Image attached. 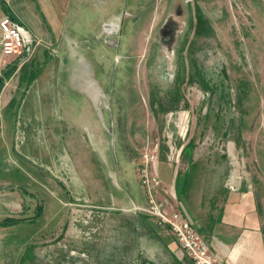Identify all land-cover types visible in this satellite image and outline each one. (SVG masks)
<instances>
[{
	"label": "rangeland",
	"instance_id": "rangeland-1",
	"mask_svg": "<svg viewBox=\"0 0 264 264\" xmlns=\"http://www.w3.org/2000/svg\"><path fill=\"white\" fill-rule=\"evenodd\" d=\"M4 1L17 12L30 0ZM68 1L63 0V10L74 12L75 7L66 6ZM77 1L84 7L76 9L79 18L76 39L86 36L83 30L93 28L84 40L94 49L86 58L89 67L86 72L91 81L88 88H82L71 80L64 65L56 107L63 127L73 131L79 145L84 146V153L97 166L102 165L106 175L112 173L113 185L124 187L126 183L137 202L143 203L135 168L127 163L131 162V150L123 141L130 126L138 145L146 135L158 139V177L166 187L172 181L177 201L182 200L185 183L187 189L193 183L191 190L197 192L203 188L205 191L206 186L215 192L250 191L260 213L263 211L261 223H264V0H141L140 16L134 15L132 0H119L135 20L114 23V34L104 28L112 16L99 25L92 21L106 16L116 0ZM98 5L101 10L95 9ZM117 15H122L120 8ZM137 36L138 46L134 43ZM163 36L168 39L163 41ZM79 44L82 45L80 41ZM12 62L16 61L0 57V76ZM34 63L28 62L21 77L16 73L12 79L17 76L23 81L24 72H28V77L31 71L35 75L39 67ZM82 73L79 64L72 68L77 79L82 78ZM94 93L101 96L95 103L91 98ZM9 112L10 107L4 113ZM169 114L172 120L166 125ZM180 115L184 116L187 130L182 140L172 124ZM94 123L98 128L95 138ZM5 130L9 131V125ZM164 130L174 139L169 145ZM5 132L0 131V203L6 202L11 192L19 193L21 184H13L21 183L23 174L29 171L27 161L19 155V145L26 136L15 130L9 135ZM89 133L93 134L94 147ZM98 137L104 140L102 144ZM179 145L183 148L174 165L173 152ZM169 146L174 149L172 153ZM206 178H213L214 182L202 183ZM195 180L201 181L197 184ZM26 202L25 199L23 204ZM24 205H21L23 212L12 215L13 219L25 215ZM68 207L73 211L80 208ZM180 211L185 216L186 212L181 208ZM80 213L79 217L70 215V227L83 242H88L92 216ZM8 231H0L3 237L6 234L12 238L0 241V264H29V249L16 243L15 231ZM41 240L56 243L54 236ZM62 250L69 261L75 256L80 259L79 264H87L85 253ZM35 254L42 257L41 252Z\"/></svg>",
	"mask_w": 264,
	"mask_h": 264
},
{
	"label": "crops",
	"instance_id": "crops-1",
	"mask_svg": "<svg viewBox=\"0 0 264 264\" xmlns=\"http://www.w3.org/2000/svg\"><path fill=\"white\" fill-rule=\"evenodd\" d=\"M1 1L6 8L0 7V16L8 12L11 19L22 26L38 44L30 58L3 82L0 89V131L5 132L9 125V131L5 134L9 135L15 130L26 136L19 145V155L27 161V167L32 171L29 173L27 170L26 175L22 173L24 178L21 183L12 180L15 183L13 185L21 184L22 189H18L19 193L11 192L6 196V202L0 203L2 221L22 213L21 205L26 199L25 215L21 217L25 220L0 228V231L16 232L13 236L16 243L30 251L29 264H74V261L79 264L80 259L75 256L70 261L64 258L62 248L85 253L87 264H190L179 249L175 237L133 211V207L144 206V200L143 203L137 202L126 183L124 187H117L115 183L113 185L112 173L109 171L106 175L102 165L97 166L95 160L84 153V146L79 145L73 131L68 132L62 125L56 102L60 99L57 87L64 65L71 80L82 88H88L91 81L86 72L89 70L86 58L94 49L84 40L88 39L93 28L90 26L83 30L86 36L76 39L79 24L76 9L84 5L77 0H69L66 6L75 7V11L71 12L63 10V0H30L21 10L16 8V12L4 0ZM115 3L110 6L113 10L109 8L106 16L92 21L99 25L106 23L103 22L106 17L112 16L108 20L109 25L104 28L113 34L114 23L135 20L127 9L121 7V1L116 0ZM99 5L95 7L96 10H101ZM119 8L123 16L118 17ZM131 8L135 11L134 15L137 13L140 16L138 13L143 3L141 0H132ZM137 39L139 36L134 40L138 46L140 40ZM33 61L39 68L34 71L35 75L31 71L30 77L28 72H24L22 81L23 67ZM76 64L83 69L82 78L77 79L72 74ZM14 74L20 77L16 76L13 80ZM100 97L94 93L92 102L95 103ZM9 107L7 115L4 112ZM96 128L97 124L94 123V138ZM126 130L127 137L124 136L123 141L131 150V162L127 163L135 168L137 151L142 146L144 136L138 145L131 127L128 126ZM92 135L89 133L91 147H94ZM98 140L101 144L104 141L99 137ZM89 148L86 150L92 149ZM134 176L136 179V174ZM206 179L202 183L214 182L213 178ZM200 181L194 182L199 184ZM185 184V193L182 200L178 201L172 181L167 185L175 190L177 210L195 228L214 256L225 264H264L263 211L260 213L252 193H235L232 190L215 192L209 190L211 186L197 192L191 190L193 183L188 189V183ZM72 205L80 208L73 211L68 207ZM180 208L186 212L185 216ZM80 212L92 216L88 224V230L91 231V240L88 242H83L77 231L70 227V215L79 217ZM36 214L38 218L35 219ZM52 236L56 238L54 245L41 240ZM5 238L6 234L3 237L0 232V241ZM7 239L12 240L9 237ZM35 252H41L42 257L39 258Z\"/></svg>",
	"mask_w": 264,
	"mask_h": 264
},
{
	"label": "built area",
	"instance_id": "built-area-1",
	"mask_svg": "<svg viewBox=\"0 0 264 264\" xmlns=\"http://www.w3.org/2000/svg\"><path fill=\"white\" fill-rule=\"evenodd\" d=\"M37 44L38 41L31 37L22 26L15 23L9 14H1L0 57L2 60L13 58L17 67H20L30 58ZM171 120V114L167 115L165 124L167 125ZM172 124L182 140L187 131L184 126V116H177ZM163 135H165L166 144L173 142L174 139L166 130ZM162 140H165L163 136ZM182 148L183 145H179L173 152L174 165L177 164ZM159 150L157 138L144 136L135 164L136 179L144 198V206L133 207V211L150 219L156 227L164 228L175 237L179 249L190 264H225L214 256L195 228L177 210L172 187L164 186L159 179L157 173ZM172 150L174 149L169 146V153H172ZM167 160L169 161V158Z\"/></svg>",
	"mask_w": 264,
	"mask_h": 264
},
{
	"label": "trees",
	"instance_id": "trees-1",
	"mask_svg": "<svg viewBox=\"0 0 264 264\" xmlns=\"http://www.w3.org/2000/svg\"><path fill=\"white\" fill-rule=\"evenodd\" d=\"M2 1L0 0V7H3V9H5L6 7L4 5H2ZM7 14H9L8 12H6ZM10 16V15H9ZM16 70V63L12 62L10 63L8 66H5L4 70L1 73L0 76V89L3 86V82L6 81L7 79H9V77L12 75V73ZM35 218L38 217V214H36L34 216ZM25 219H11V218H5L0 222V227H9L12 226L20 221H23ZM32 221V220H30Z\"/></svg>",
	"mask_w": 264,
	"mask_h": 264
},
{
	"label": "water",
	"instance_id": "water-1",
	"mask_svg": "<svg viewBox=\"0 0 264 264\" xmlns=\"http://www.w3.org/2000/svg\"><path fill=\"white\" fill-rule=\"evenodd\" d=\"M167 35V34H166ZM168 37L167 36H163V41L167 40Z\"/></svg>",
	"mask_w": 264,
	"mask_h": 264
}]
</instances>
